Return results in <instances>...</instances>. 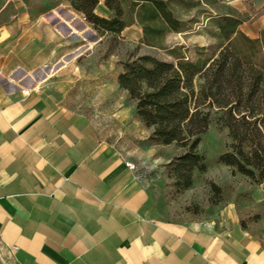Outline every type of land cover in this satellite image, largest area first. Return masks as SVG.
Returning <instances> with one entry per match:
<instances>
[{"label": "crops", "instance_id": "crops-1", "mask_svg": "<svg viewBox=\"0 0 264 264\" xmlns=\"http://www.w3.org/2000/svg\"><path fill=\"white\" fill-rule=\"evenodd\" d=\"M61 15L56 0H0V264H264L229 207L189 221L150 215L117 129L65 91L6 74L49 61Z\"/></svg>", "mask_w": 264, "mask_h": 264}, {"label": "rangeland", "instance_id": "rangeland-1", "mask_svg": "<svg viewBox=\"0 0 264 264\" xmlns=\"http://www.w3.org/2000/svg\"><path fill=\"white\" fill-rule=\"evenodd\" d=\"M56 1L64 17L61 15V22L53 28L57 35L54 54L49 61L24 70L12 67L6 74L24 71L34 81L32 86L45 85L56 93L65 91L101 129H117L113 136L119 151L146 182L148 199L144 208L150 215L189 221L211 218L229 207L264 251V191L253 179L216 160L217 153L229 142L217 113L211 114L195 147L204 156L206 166L203 170L193 169L189 184L182 186L169 163L183 150L182 146L148 140L150 129L138 119L133 100L116 83L121 61L135 54L149 53L168 60L181 53L190 59L210 55L218 41L215 23L206 20L198 7L178 4L175 14L189 22L183 30L165 31L161 42L169 48H162L140 42L136 23L116 34H100L67 0ZM228 7L243 18L238 28L248 36H256L264 28V0H221L220 11ZM96 11L105 14L99 5Z\"/></svg>", "mask_w": 264, "mask_h": 264}, {"label": "trees", "instance_id": "trees-1", "mask_svg": "<svg viewBox=\"0 0 264 264\" xmlns=\"http://www.w3.org/2000/svg\"><path fill=\"white\" fill-rule=\"evenodd\" d=\"M221 0H68L98 33H119L125 26L140 27L139 41L169 48L161 42L167 30L180 31L189 22L175 14L178 4L198 7L213 21L218 41L208 56L173 60L149 53L121 61L118 87L133 100L141 123L150 130L153 143H176L183 150L169 163L176 181L190 182L193 169L203 170L206 161L195 151L199 134L217 113L229 142L216 160L260 184L264 191V28L248 36L238 28L243 21L229 9L220 11ZM172 48V47H170Z\"/></svg>", "mask_w": 264, "mask_h": 264}, {"label": "built area", "instance_id": "built-area-1", "mask_svg": "<svg viewBox=\"0 0 264 264\" xmlns=\"http://www.w3.org/2000/svg\"><path fill=\"white\" fill-rule=\"evenodd\" d=\"M126 165H127L128 167H130V168H133V164H132L131 162H129V161H126Z\"/></svg>", "mask_w": 264, "mask_h": 264}]
</instances>
